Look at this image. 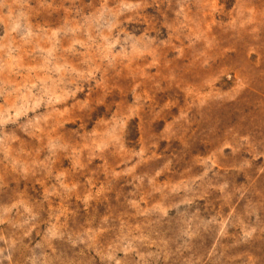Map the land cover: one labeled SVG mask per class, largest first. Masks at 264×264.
Wrapping results in <instances>:
<instances>
[{
  "label": "rangeland",
  "instance_id": "1",
  "mask_svg": "<svg viewBox=\"0 0 264 264\" xmlns=\"http://www.w3.org/2000/svg\"><path fill=\"white\" fill-rule=\"evenodd\" d=\"M0 264H264V0H0Z\"/></svg>",
  "mask_w": 264,
  "mask_h": 264
}]
</instances>
